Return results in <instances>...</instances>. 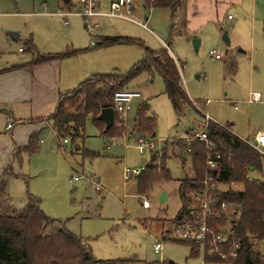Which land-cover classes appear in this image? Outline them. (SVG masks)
<instances>
[{
    "label": "rangeland",
    "instance_id": "1",
    "mask_svg": "<svg viewBox=\"0 0 264 264\" xmlns=\"http://www.w3.org/2000/svg\"><path fill=\"white\" fill-rule=\"evenodd\" d=\"M110 1L101 0L102 10L109 9ZM133 2V16L146 22L148 29L129 20L103 16L98 18L99 29L93 31L73 13L66 15L69 24H64L57 13L69 9L61 0H0V36H4L0 43V65L27 58L28 52L19 48L25 50L24 42L29 37H33L38 50L44 53L90 48L62 58L73 73L79 74V82L75 84L78 85L94 72H126L144 58L145 47L161 50L168 44L180 61L183 83L193 101L209 100L204 108L210 115L217 122L230 125L242 138L264 131V0H247L245 5L227 10L220 23H211L197 32L187 30L185 35H171L169 9H150L145 0ZM10 32L21 36L14 40ZM225 33L227 39L223 38ZM100 34L131 37L143 45L95 47ZM194 38L201 40L197 50ZM212 50L221 58L212 56ZM131 85L142 97L133 101L131 110L120 114L115 126L118 130L123 128L124 134L128 130V135L103 137L90 116L81 143L84 149L96 154L90 157L73 151L71 141L64 142L50 127L44 128L39 133V150L30 158L25 157L18 167L29 178L11 179L10 196L20 208L25 205L27 192L38 196L43 211L57 219L58 226L82 236L99 261L203 264L202 252L191 256L189 242L163 233L164 223L172 221L182 207L181 180L193 176L184 144L194 137L196 131L191 126L199 124L201 114L190 107L179 117L159 75L143 72ZM253 92L259 93L260 100H250ZM143 101H148V113L155 118L152 136L132 132L138 106ZM140 137L150 138L159 146L141 152L137 147ZM152 153L160 160L165 158L170 179H156L148 191L141 193L137 176L126 179L124 172L127 168L141 169L151 164ZM159 163L156 160L154 165ZM75 175L84 178L71 183ZM253 175L261 177L255 172ZM90 178L99 181L101 190L95 189ZM228 186L240 187L239 184ZM163 192L166 200H161ZM145 198L150 202L149 207L143 204ZM156 240L162 242L161 253L154 250Z\"/></svg>",
    "mask_w": 264,
    "mask_h": 264
},
{
    "label": "trees",
    "instance_id": "2",
    "mask_svg": "<svg viewBox=\"0 0 264 264\" xmlns=\"http://www.w3.org/2000/svg\"><path fill=\"white\" fill-rule=\"evenodd\" d=\"M185 0H145L146 6L152 8H168L172 12V19H176L177 10ZM73 5L72 0L65 2ZM173 35L176 24H172ZM139 43L127 36H105L97 46L114 44ZM25 51L34 55V63L42 64L56 59L74 55L83 50H73L57 54H40L31 37L25 43ZM143 72L157 73L163 79L164 92L168 95L175 113L180 117L185 115L188 108L193 107V100L184 87L182 72L177 60L167 49L152 50L145 47V56L128 71H112L109 73H95L81 82L74 89L62 93L55 111L49 116L53 127L60 138L68 139L73 149L84 155L94 157L96 154L86 150L81 143L85 139V127L90 116L101 129L103 137H121L123 128L115 127L120 120V114L115 110V124L106 129L104 121L98 118L101 110L114 106V95L118 90L126 89L127 85ZM149 103L139 104L134 129L138 133H154L155 118L149 115ZM40 119L39 121H42ZM206 134L217 145L221 153V168L219 172L220 187L214 191V203L229 202L234 211L229 216L211 217V224L218 223L237 240L238 247L234 249L236 258H230L229 264H264V253L261 247L264 242V155L236 135L230 125H223L211 120L206 128ZM39 134L30 136L27 145L16 148V157L20 161L23 154L28 156L36 153L39 148ZM187 147L188 156L192 162L193 176L184 177L180 183V197L182 207L172 221H166L163 233L169 234L174 223L182 218H192L197 213L195 203L190 194L202 187L203 180L211 173L206 165L205 142L196 137L190 139ZM73 150V151H74ZM159 160L158 165L154 162ZM151 164H146L138 178L139 192H146L156 179H170V172L166 167L165 158L158 159L152 153ZM261 177L248 180L251 168ZM14 174L9 166L3 173V178ZM136 177V176H134ZM240 185L235 188L228 185ZM2 182L0 193L4 191ZM41 200L34 194H29L26 206L21 210L5 208L0 211V264H96L90 246L82 236L71 232L64 226L57 225V219L48 216L41 208ZM169 222V223H168ZM171 224V226L169 225ZM191 256L199 254V247L189 243ZM223 251H232L229 246ZM211 262L219 263L220 255L213 254L208 258ZM113 263L124 264V260ZM148 264H158L149 262Z\"/></svg>",
    "mask_w": 264,
    "mask_h": 264
},
{
    "label": "crops",
    "instance_id": "3",
    "mask_svg": "<svg viewBox=\"0 0 264 264\" xmlns=\"http://www.w3.org/2000/svg\"><path fill=\"white\" fill-rule=\"evenodd\" d=\"M61 1L66 5L65 2H67L68 0L67 1L61 0ZM245 1L247 0H185L177 10L178 16L176 17V19H172V24H176V29H177V31H175L173 35H185L187 33V30L191 32H197L200 29H202L204 26L209 25L211 23L214 24L220 23L221 21L224 20V16L227 10L231 9L234 6L241 7L245 5ZM73 6L74 3L73 5L72 4L66 5L67 9H70ZM100 8L102 9L101 0H100ZM103 16H107V15H103ZM103 16H99V17H103ZM107 17H111V16H107ZM230 17L231 16L229 15V18ZM112 18H116V17H112ZM146 20H148V17H146ZM142 27L148 29L147 26L146 27L142 26ZM2 30L3 29L1 28V31ZM20 36L21 35L19 34V37ZM105 36H118V35H103V34L97 35V43L95 47H102V46H97V44H99L100 39ZM30 38L31 37L27 38L24 43H26ZM2 41H4V36H0V43ZM166 46H167L166 49L174 56V58L179 63L178 65H180L181 67L179 59L171 50L170 46H168V44ZM84 49H86V51H89L90 48H84ZM19 50L21 52H26L22 47H20ZM70 51L73 50H68L66 52H70ZM38 52L40 54H49V53L53 54L51 52L44 53L41 52L40 50H38ZM33 61H34V55L27 53V58L21 61H15L12 63L7 62V63H2L0 65V189L2 182L4 184V188H3L4 191L2 194L0 193V204L2 205L0 206V211L7 207L16 210L23 209L26 206L28 195L31 194L27 192V199L25 205L22 208L15 206L12 197L10 196L9 183L11 179L24 177L26 178V180H28L29 176H26L25 174L21 173L18 167L25 157L30 158L33 155L32 154L28 156L26 154H23L22 159L19 161L18 158L16 157V148L27 145L31 135L36 133L38 134L41 133V131H43L44 128L46 127H50L56 133L57 137L60 138L57 134V131L53 127V122L49 119V116L55 111L60 95L62 93L74 89L81 82L85 80L84 79L83 81L78 83V85H75L77 84L76 82H79L78 81L79 79H77L79 74H77L76 72H75L76 74L73 73L72 70L69 69L68 66L65 64L66 62H63L64 61L63 59H56L51 62L42 63V64H36ZM95 73H102V72H94L92 74ZM148 73L150 76L158 75L157 73H151V72ZM88 77H86V79ZM137 77L135 79H137ZM135 79L133 81H135ZM132 82H130L127 85L126 89H132L131 88ZM163 88H164V83H163ZM188 96L190 97L189 94ZM258 100H260V98ZM251 101H256V100H251ZM192 108H194L198 113H200L194 106ZM40 119L43 120L39 121ZM203 120H204L203 115L201 114V120H199L200 125L195 124L191 126V128H193V130L195 131H197L196 128L201 129L204 123ZM8 124H12V128L8 129L7 128ZM134 125H135V118H134L132 132L138 133L137 131H135ZM138 134L140 136L142 135L141 133ZM255 134L251 137L243 138V139L252 140ZM124 135H128V130H127V134L125 133L123 134V136ZM152 135H154V133H152L151 136ZM115 138H119V137H115ZM188 158L189 156L187 155L186 159ZM9 166L12 167L14 174L11 175L9 174L3 178V173L6 170V168ZM251 171L252 172L249 174V176L253 177V179L255 178L257 179V177L253 175V173L255 172L258 175L259 173L254 171L253 167L251 168Z\"/></svg>",
    "mask_w": 264,
    "mask_h": 264
},
{
    "label": "built area",
    "instance_id": "4",
    "mask_svg": "<svg viewBox=\"0 0 264 264\" xmlns=\"http://www.w3.org/2000/svg\"><path fill=\"white\" fill-rule=\"evenodd\" d=\"M134 12V2L133 0H112L107 11L100 8V0H75V4L72 10L61 9L57 14L64 20V24L68 25L69 21L66 19V15L73 13L75 15L81 16L84 20L85 26L89 30L99 29V16L107 15L111 17L121 18L135 22L141 26L146 27L147 23L136 19L133 16ZM210 54L216 59H220L221 55L216 51H210ZM178 63V61H177ZM179 64V63H178ZM181 70V67L179 65ZM182 72V70H181ZM142 94L139 90L135 89H121L118 90L114 95V106L115 110L119 114H125L127 111L132 109V103L135 99L141 98ZM260 98L259 93L253 92L251 94L250 100H258ZM210 101L201 103L199 101H193V106L203 115V127L194 133V137L205 142L206 149V165L211 171L209 175L203 180L202 187L198 191L191 192L190 196L195 203L196 214L192 218H182L177 220L169 234L173 237L182 239L183 241L196 244L199 247V253L203 254V264H218L211 262L208 258L210 255L219 254L220 262L222 264H229L230 258L235 259L237 253L234 251L238 247L237 240L231 237L227 228L220 227L218 223L211 224L209 219L211 217L218 216H229L234 211L233 204L229 202H222L221 204L214 203L213 193L221 187L219 181V172L221 168V153L217 149L216 143L210 140L206 134V128L208 123L214 118L209 114V112L204 108V105H208ZM8 129L12 128V124H8ZM258 150L260 153L264 154V132L258 131L252 140L244 139ZM69 141L64 139V142ZM159 145L152 141L150 138L140 137L137 140V147L141 152L146 148L151 150L156 149ZM145 166L141 169H126L124 176L126 179H130L134 176L141 174ZM84 176L75 175L71 177L70 182L75 183ZM90 180L95 185L96 190H101V185L97 179L90 178ZM249 181L253 180V177H248ZM143 204L146 207L150 206V202L147 198L144 199ZM261 247H264V242H261ZM229 246L232 251H223L222 248ZM163 249L162 242L156 240L154 244V250L157 253H161ZM158 264H163L159 261Z\"/></svg>",
    "mask_w": 264,
    "mask_h": 264
},
{
    "label": "water",
    "instance_id": "5",
    "mask_svg": "<svg viewBox=\"0 0 264 264\" xmlns=\"http://www.w3.org/2000/svg\"><path fill=\"white\" fill-rule=\"evenodd\" d=\"M10 35L14 39L19 38V34L17 32H10ZM223 38L227 39L226 33L224 34ZM193 45H194V48L197 50L200 45V39L194 38ZM115 116H116L115 109L113 107H109V108L102 109L100 114L98 115V118L105 122L106 129H110L115 124V119H116ZM166 199H167V195L165 192H163L161 195V200H166ZM96 264H112V262L111 261H99ZM170 264H173V262H170Z\"/></svg>",
    "mask_w": 264,
    "mask_h": 264
}]
</instances>
